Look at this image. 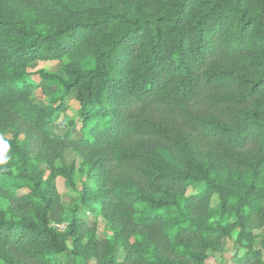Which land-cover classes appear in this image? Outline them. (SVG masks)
Listing matches in <instances>:
<instances>
[{
	"label": "trees",
	"instance_id": "obj_1",
	"mask_svg": "<svg viewBox=\"0 0 264 264\" xmlns=\"http://www.w3.org/2000/svg\"><path fill=\"white\" fill-rule=\"evenodd\" d=\"M64 55L38 74L74 93L81 138L50 130L62 102L34 103L26 78ZM66 149L87 180L60 231ZM0 161V264H204L223 239L244 249L231 264H263L247 224L264 227V0H0Z\"/></svg>",
	"mask_w": 264,
	"mask_h": 264
},
{
	"label": "rangeland",
	"instance_id": "obj_2",
	"mask_svg": "<svg viewBox=\"0 0 264 264\" xmlns=\"http://www.w3.org/2000/svg\"><path fill=\"white\" fill-rule=\"evenodd\" d=\"M71 58L67 56H62L58 60H47V61H35L30 63L27 66L29 75L26 77L27 80L32 82L34 85V90L31 94V99L34 103L45 107V106H58L62 102L63 111L56 112L52 121L50 123V130L54 133L60 134L63 133L69 128V135L73 138H81L83 132L80 130L81 127V118L78 113V103L74 98V93H70L68 96L61 100L62 88L61 86L52 81L42 78L38 72L40 70L56 73L63 75L62 67L69 63ZM77 63L83 69H89L93 65V56L90 51H86L79 56ZM70 123V126H69ZM12 131L8 130L5 132L4 136L9 138ZM74 165L73 178L75 181V188H69L66 184L65 178L62 176H57L55 179L56 188L60 196L62 205L65 208L64 216L65 221L61 223V230L65 231L70 220V211L73 208V205L80 201V193L83 187V183L87 180L86 167L82 163V158L73 150L66 149L62 155V158L55 161L57 167L63 165L69 166ZM36 166L44 171V174L49 173V167L43 162H36ZM247 179V177H246ZM14 193L17 195L26 194L29 192V188L24 185L22 182L11 183ZM195 189L194 186H189L187 188V193L193 192ZM218 204V197L216 194H212L210 197V206L215 207ZM8 202L7 200L0 197V209H7ZM80 214L84 217L93 220V214L90 213L89 208L86 207L85 203H81ZM93 218V219H92ZM96 230L95 235L97 238H107L110 235L109 224L102 217H96ZM230 220H233V217H230ZM247 232H249V240L253 250H259L260 261L264 264V227L252 226L247 224ZM238 233V228H235L231 231V236L236 237ZM69 250L71 249V241L68 240ZM232 246V247H231ZM243 247L240 245H235L231 243L230 240L223 239L222 243L212 250H208L206 254L208 255L204 264H231L232 257L239 252L242 254ZM121 254V250H119ZM120 256V255H119ZM63 264H73V260L70 256L69 251L59 255L58 257ZM87 264H96L93 258L89 259Z\"/></svg>",
	"mask_w": 264,
	"mask_h": 264
},
{
	"label": "built area",
	"instance_id": "obj_3",
	"mask_svg": "<svg viewBox=\"0 0 264 264\" xmlns=\"http://www.w3.org/2000/svg\"><path fill=\"white\" fill-rule=\"evenodd\" d=\"M55 228H57L58 230L62 231L61 228V224H52Z\"/></svg>",
	"mask_w": 264,
	"mask_h": 264
},
{
	"label": "clouds",
	"instance_id": "obj_4",
	"mask_svg": "<svg viewBox=\"0 0 264 264\" xmlns=\"http://www.w3.org/2000/svg\"><path fill=\"white\" fill-rule=\"evenodd\" d=\"M3 147H4V149L6 150V148H7V145H6V144H4V145H3ZM0 162H2V161H0Z\"/></svg>",
	"mask_w": 264,
	"mask_h": 264
}]
</instances>
